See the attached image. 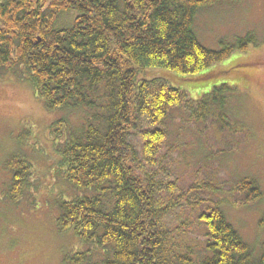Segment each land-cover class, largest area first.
<instances>
[{
    "label": "trees",
    "instance_id": "obj_1",
    "mask_svg": "<svg viewBox=\"0 0 264 264\" xmlns=\"http://www.w3.org/2000/svg\"><path fill=\"white\" fill-rule=\"evenodd\" d=\"M219 1L0 0V71L28 80L46 108L64 112L51 126L59 171L89 193L57 203L58 228L87 246L65 264H264V241L256 256L219 203L198 214L191 239L194 223L167 226L177 204L160 200L174 184L159 159L176 111L239 132L226 110L227 85L201 98L176 85L256 44L252 33L220 49L199 39L197 17ZM150 69L178 80L148 77ZM75 111L80 120L70 122ZM6 164L8 198L30 193L33 163L13 153ZM235 186L243 204L263 196L254 181Z\"/></svg>",
    "mask_w": 264,
    "mask_h": 264
},
{
    "label": "rangeland",
    "instance_id": "obj_2",
    "mask_svg": "<svg viewBox=\"0 0 264 264\" xmlns=\"http://www.w3.org/2000/svg\"><path fill=\"white\" fill-rule=\"evenodd\" d=\"M196 31L213 49L248 33L255 36L256 44L235 50L176 84L194 98H201L213 86L227 85L231 93L226 110L239 132L220 129L214 119L197 122L175 112L159 159L165 179L174 183L172 189L161 192L160 200L177 204L165 222L169 227L193 222L190 235L197 239L198 214L217 202L258 256L264 241V0H221L200 12ZM211 71L217 77L195 78ZM145 74L178 80L163 69ZM62 114L61 109L46 108L28 80L0 71V264H65L67 254L87 248L73 231L56 224L59 199L89 194L75 189L59 171L51 126ZM80 117L75 111L70 122ZM13 153L33 163L34 187L16 200L7 196L10 170L6 162ZM243 180L254 181L263 196L243 204L245 197L236 194L235 186Z\"/></svg>",
    "mask_w": 264,
    "mask_h": 264
}]
</instances>
